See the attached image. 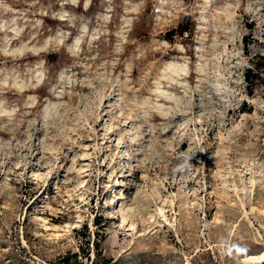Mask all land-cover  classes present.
<instances>
[{
    "label": "rangeland",
    "instance_id": "obj_1",
    "mask_svg": "<svg viewBox=\"0 0 264 264\" xmlns=\"http://www.w3.org/2000/svg\"><path fill=\"white\" fill-rule=\"evenodd\" d=\"M259 52L264 0H0V264H250Z\"/></svg>",
    "mask_w": 264,
    "mask_h": 264
},
{
    "label": "trees",
    "instance_id": "obj_2",
    "mask_svg": "<svg viewBox=\"0 0 264 264\" xmlns=\"http://www.w3.org/2000/svg\"><path fill=\"white\" fill-rule=\"evenodd\" d=\"M187 28H183L182 26H178L177 28H174L168 32L170 35L169 37H172V35H175L177 33L183 34L184 31ZM245 38V48L248 49V41H246L248 38L247 36ZM252 63L247 69L245 70V80L247 82V89L249 94H253L255 87L261 82L264 83V53L259 52L255 55V57H252L251 59ZM98 246V243H96ZM77 256L78 254L76 252L72 254H67L63 258L60 259V263L62 264H78L77 262Z\"/></svg>",
    "mask_w": 264,
    "mask_h": 264
},
{
    "label": "bare ground",
    "instance_id": "obj_3",
    "mask_svg": "<svg viewBox=\"0 0 264 264\" xmlns=\"http://www.w3.org/2000/svg\"><path fill=\"white\" fill-rule=\"evenodd\" d=\"M264 259V251L257 255H249L245 257V260L250 264H260Z\"/></svg>",
    "mask_w": 264,
    "mask_h": 264
},
{
    "label": "water",
    "instance_id": "obj_4",
    "mask_svg": "<svg viewBox=\"0 0 264 264\" xmlns=\"http://www.w3.org/2000/svg\"><path fill=\"white\" fill-rule=\"evenodd\" d=\"M260 264H264V259L262 260V262Z\"/></svg>",
    "mask_w": 264,
    "mask_h": 264
}]
</instances>
